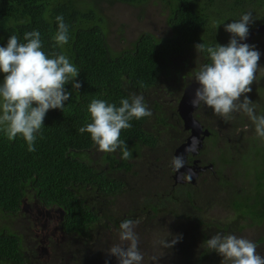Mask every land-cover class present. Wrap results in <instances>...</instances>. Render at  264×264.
I'll return each mask as SVG.
<instances>
[{"label":"trees","instance_id":"1","mask_svg":"<svg viewBox=\"0 0 264 264\" xmlns=\"http://www.w3.org/2000/svg\"><path fill=\"white\" fill-rule=\"evenodd\" d=\"M148 1L0 0V45H5L11 34L23 42L25 31L37 29L46 52L63 51L80 69L76 79L81 83L78 91L72 90L71 83L66 85L72 96L65 102L64 112H47L35 152H28L19 138L8 141L0 135V219L27 214L25 203L33 197L40 207L62 213L61 230L89 246L98 239V229L104 232L112 226L119 227L124 219H138L137 214L126 210L123 215L113 212L118 199L125 197L126 207L141 204L149 220L157 212H164L165 207L181 220L193 216L197 221L195 236L189 237L187 243H179L183 250L186 246L192 250L187 248V255L181 259L186 264H221L222 257L209 251L204 241L217 232L236 235L234 232L258 226L264 229V142L256 138L251 122L241 114L225 121L211 109H197L196 117L212 131L202 152L224 173L216 183L200 187L205 192L179 184L175 190L170 187L171 197L164 202L162 193L150 188L154 179L151 158L173 157L188 134L181 127L178 102L186 86L194 81L192 73L206 62L195 45L227 44L230 34L224 31L223 24L244 11L251 10L257 17L250 30L263 24L264 0H158L169 9L167 25L171 34L156 37L143 31L129 44L115 49L102 5L119 2L138 6ZM58 15L69 25V43L62 50L54 47L52 39ZM214 21L222 24L215 29ZM248 43L262 55L257 79L247 95L258 106V112H264V31ZM167 89H171V98L164 97ZM132 94H142L152 111L151 117L133 120L131 128L121 131L120 139L125 140L132 156L123 160L119 152H97L88 134L77 131L90 122L87 105L94 98L118 103L121 97ZM207 112L218 121L206 118ZM213 138L215 143L210 146ZM85 153L91 163L79 158ZM142 158L146 161L144 172L136 167ZM233 165L234 169H228ZM161 167L163 176L169 178L166 163ZM129 174L138 178L131 180ZM251 180L254 192L246 189L250 184L243 186ZM130 198L135 200L129 202ZM189 205L192 211L186 214ZM216 205L226 211L229 208V212L219 219L209 216L208 209ZM14 232L17 231L8 226L0 227V264H31L34 259L26 253L21 236ZM72 251L74 263L78 264V253Z\"/></svg>","mask_w":264,"mask_h":264},{"label":"clouds","instance_id":"2","mask_svg":"<svg viewBox=\"0 0 264 264\" xmlns=\"http://www.w3.org/2000/svg\"><path fill=\"white\" fill-rule=\"evenodd\" d=\"M257 17L253 11H244L230 23H224V31L230 34L227 44L216 42L214 45L197 43L195 49L202 54L206 62L192 73L198 87L189 101L195 109H211L214 115L228 121L235 114L246 116L253 126L257 139L264 142V112H258V106L247 93L257 79L261 68L258 61L261 52L254 45L243 42L249 36V26ZM56 31L53 35L54 47L63 49L69 43V25L62 15L55 17ZM222 23L213 22L217 29ZM20 37L11 34L5 45H0V135L8 141L17 138L23 140L28 152L36 151L38 138H42L44 118L49 110L64 112L65 102L70 100L72 92L66 88L71 83L72 90H79L81 83L76 79L80 69L71 62L63 51L46 52L41 32L37 29L25 31ZM241 97H243L241 99ZM88 123L78 128L80 134H88L97 152L116 153L127 160L132 151L125 140L120 139L121 131L132 127L133 120L151 117L144 96L132 94L121 97L119 102L105 99H92L86 108ZM199 141L186 151H195ZM85 163H91L88 155L79 157ZM183 156H174L169 167L180 173L185 167ZM178 179L191 180V174H181ZM138 221L124 219L117 229L122 244H114L106 252L108 258L104 264H111L114 257L117 264H142L144 256L139 248V237L135 231ZM178 234L171 240L161 239L157 243L171 248L182 240ZM204 246L222 257L221 264H264V256L257 252V244L232 233L217 232L206 241ZM158 257H152L155 262Z\"/></svg>","mask_w":264,"mask_h":264},{"label":"rangeland","instance_id":"3","mask_svg":"<svg viewBox=\"0 0 264 264\" xmlns=\"http://www.w3.org/2000/svg\"><path fill=\"white\" fill-rule=\"evenodd\" d=\"M103 12L107 16L109 27V38L112 46L122 48L129 44L132 40L143 31H149L156 37H163L171 34V30L167 25L168 7L158 0H149L143 5H130L126 3L103 4ZM171 89L165 91L164 97H170L168 94ZM206 118L216 119L211 113H206ZM209 144V140H207ZM207 155V153H206ZM98 158V157H97ZM144 158L136 165L137 169L144 172L146 161ZM148 170V169H146ZM129 179L134 180L138 177L128 175ZM138 186V185H135ZM134 186V187H135ZM204 189V186H201ZM188 204V202L186 201ZM128 204L125 197L118 199L116 205L112 208L116 214H122L123 211L137 214L138 221L135 231L139 237V248L144 256L142 264H161L157 261L153 262L150 258L148 249L154 248L155 254L159 255L161 246L158 241L161 239L171 240L178 234H182V240L176 243H187L189 237L195 236L197 221L193 216L185 217L183 220H176L172 216V212H159L153 220L148 219V214L141 204L126 207ZM27 214L18 217H5L0 219V227L8 226L15 230L24 241L26 253L31 255L34 262L31 264H75L73 259V251L78 253V264H104L108 258L107 250L114 244H122L118 238L117 229L119 227H110L109 230L102 232L98 229L100 235L98 239L89 246H83L82 240L75 236L65 234L60 226L62 213L55 208L44 209L35 201L33 197L28 198L25 203ZM216 207L208 209V215H214ZM192 211L189 205L186 214ZM123 215V214H122ZM175 219L170 221L169 219ZM107 232V233H106ZM247 237V236H246ZM83 246L84 249L79 250ZM188 247V246H186ZM189 250L192 248L189 246ZM170 248H166L158 256V260H162L163 264L168 263ZM111 264H117L114 257L111 258Z\"/></svg>","mask_w":264,"mask_h":264},{"label":"flooded vegetation","instance_id":"4","mask_svg":"<svg viewBox=\"0 0 264 264\" xmlns=\"http://www.w3.org/2000/svg\"><path fill=\"white\" fill-rule=\"evenodd\" d=\"M193 82H195V81H193ZM193 82H191V83H193ZM183 93H184V91H183ZM196 111H197V109H195V111H194L193 114H194L195 118L199 121V123L201 124V126L203 128V131H205V133H202L201 134V136L203 138V140H202V147L196 149L195 151H190V153H188L186 155V160H185L186 161V164H185V166H189L190 169L189 168H186V170L181 169L180 170V173L173 172L170 169L169 163H170L171 159L174 156H176L175 155L176 152L174 153L173 157H171V158L169 156H164V159L163 160H156L154 158H151V163H152V168H153L152 169V176L151 177H153L154 179H151V182L152 183L150 184V188L152 187L153 188V191H155V190L158 189L162 193L161 194V199L164 202H168L169 201V198L171 197V193L172 192H170V193L168 192V190L170 189V187H172L171 190H175L176 187L179 184H183V185L185 184V186H190V187H193V188L194 187L197 188V190H196L197 192H201V191L205 192L204 190L201 189L202 188L201 187L202 185H205V184H213V182L216 183L217 180L222 179V174H224L223 172H220L218 170V167H216L215 164H212L213 162L212 163H211V161L209 162L207 155L202 152L203 149L205 148V146L208 145L207 140L211 137L212 131L210 130L209 127H206L196 117ZM210 121L217 122L218 120L217 119H210ZM181 127H183V129L188 132V134L186 135L185 139L181 143V144H184L185 142H187V140H188L189 136L192 134V132H191V129H187L186 128V126L184 124L183 118H182V125H181ZM248 127H249V124H246L245 129H248ZM223 128H224V130H228L225 126ZM220 134H222V133H220ZM160 136L163 137V136H165V134H160ZM180 137H181V134H180ZM215 140H216L215 138L212 139L210 146L212 145V142H214ZM163 163H166V167L168 168V173L167 174H168L169 178H165L163 176L161 170H160L162 168L161 165ZM234 166L235 165L231 166V168H228V167L227 168L231 170L232 168L233 169L235 168ZM236 170H240V169L237 168ZM189 173L192 176V179L190 181L187 180V179H184V180L178 179V177L181 174H184L186 176ZM248 184H250V186L248 188H246V189L249 190V191L252 190V192H254V190H255L254 182L251 180L250 182H246V184L243 185V186L245 187ZM205 188L206 187H204V189ZM206 193L208 194V192H206ZM156 196H158V195H156ZM261 196L264 198V194H262ZM133 200H135V199L130 198L129 199V202L130 201H133ZM200 205H201V209L204 210V203H201ZM215 207H216V209L214 210L215 213H214L213 217H216L217 219L223 218L225 216V214H227V211L229 212V208H226L227 209V211H226L223 207H218L217 205ZM165 208H166V210H164V212L167 211L166 213L173 211L169 207H165ZM24 212L27 213L28 211L26 210ZM159 212H157V213L159 214ZM173 217L177 221L178 220H181L179 218H176L175 216H173ZM175 219L171 218L169 220L170 221H175ZM19 233L22 236V233L21 232H19ZM234 233H236L237 236L244 237L246 239H249V240L254 241L257 244V246H258L257 247V252L260 255L264 256V229L263 228H261V227L258 226V227H255L253 229L246 230L244 232H234ZM21 239H22V237H21ZM195 241H198V240H195ZM192 244H194V243H192ZM197 245L198 244H196L195 246H197ZM188 247H186L183 250V248L180 245H176V244L173 245L170 248V251H169L168 263L169 264H186V262H184V259H181V256L185 257L187 255V248ZM163 250H166V248L162 247L161 250H160V252H159V255L163 252ZM147 251H149V254H150V258L151 259L154 256H156V257L159 256V255L155 254V249L152 248V247H151V249H148ZM158 259H160V258H158ZM157 262L163 264V261L162 260H157Z\"/></svg>","mask_w":264,"mask_h":264},{"label":"water","instance_id":"5","mask_svg":"<svg viewBox=\"0 0 264 264\" xmlns=\"http://www.w3.org/2000/svg\"><path fill=\"white\" fill-rule=\"evenodd\" d=\"M263 30H264V23L253 28V29H251L249 31V36H248L247 40L243 41V42H246V43L250 42L255 35H258ZM197 87H198V84L196 82L189 84L185 88L184 93L178 102V111L184 120V124H185L186 128L191 129V132H192V134L189 136L187 142H185L184 144H181L177 148V151L175 153L176 156H183L185 158V160H186V155L188 153H190V151H186V149L188 148L189 145H191L193 143V138L195 137L199 141L197 149L201 148L202 147V140H203L201 134L205 133V131H203L201 124L195 118V116L193 114L195 111V108H193L189 102L193 98L195 89ZM186 168H189V166H185L183 168V170H186Z\"/></svg>","mask_w":264,"mask_h":264},{"label":"crops","instance_id":"6","mask_svg":"<svg viewBox=\"0 0 264 264\" xmlns=\"http://www.w3.org/2000/svg\"><path fill=\"white\" fill-rule=\"evenodd\" d=\"M22 240H23V238H22Z\"/></svg>","mask_w":264,"mask_h":264}]
</instances>
